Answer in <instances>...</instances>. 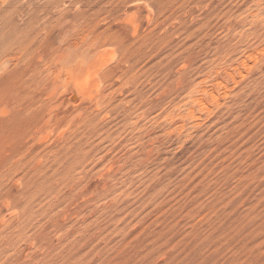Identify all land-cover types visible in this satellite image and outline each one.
I'll use <instances>...</instances> for the list:
<instances>
[{
  "label": "rangeland",
  "instance_id": "374dc122",
  "mask_svg": "<svg viewBox=\"0 0 264 264\" xmlns=\"http://www.w3.org/2000/svg\"><path fill=\"white\" fill-rule=\"evenodd\" d=\"M0 264H264V0H0Z\"/></svg>",
  "mask_w": 264,
  "mask_h": 264
},
{
  "label": "bare ground",
  "instance_id": "6f19581e",
  "mask_svg": "<svg viewBox=\"0 0 264 264\" xmlns=\"http://www.w3.org/2000/svg\"><path fill=\"white\" fill-rule=\"evenodd\" d=\"M9 1H12V0H9Z\"/></svg>",
  "mask_w": 264,
  "mask_h": 264
}]
</instances>
